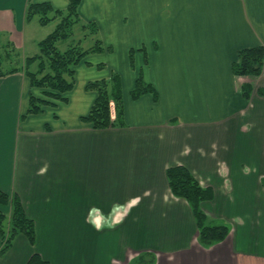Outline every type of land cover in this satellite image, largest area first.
<instances>
[{
	"label": "crops",
	"instance_id": "0c3cea01",
	"mask_svg": "<svg viewBox=\"0 0 264 264\" xmlns=\"http://www.w3.org/2000/svg\"><path fill=\"white\" fill-rule=\"evenodd\" d=\"M30 3L69 6L0 0V33L21 54L38 53L51 34L41 35L48 26L37 19L26 22ZM79 14L157 101L124 96L125 127L98 131L82 122L97 99L87 85L114 74L79 80V70H94L88 55L75 67L67 102L44 108L48 120L26 116L29 95L42 92L23 73L0 78V120L12 114L16 124L10 151H0V190L19 197L36 226L35 245L18 236L0 264H27L35 253L51 264H132L145 253L156 264H264V233L256 234L264 204V154L257 151L264 72L233 73L240 51L264 47V0H82ZM178 166L213 189L214 201L203 205L209 219L233 224L211 249L198 243L188 203L170 191L166 173Z\"/></svg>",
	"mask_w": 264,
	"mask_h": 264
},
{
	"label": "trees",
	"instance_id": "16d2710c",
	"mask_svg": "<svg viewBox=\"0 0 264 264\" xmlns=\"http://www.w3.org/2000/svg\"><path fill=\"white\" fill-rule=\"evenodd\" d=\"M65 11L56 10L50 3H30L26 9V22L37 19L45 27L57 22L54 31L39 42V54L22 59V54L14 44L0 33V78L23 73L34 89L41 90L42 95H29V107L26 116L39 115L44 108L56 101L67 102L64 97L75 85V67L90 53H102L106 48L101 40L96 39L95 46L83 51L80 46H71L64 51L57 47L61 41L69 40L73 29L81 25L86 36L98 35L95 23H84L79 14L82 0H68ZM89 32V33H88ZM133 53V51H132ZM131 64L133 57L131 55ZM264 72V47L245 49L239 52L233 73L236 77H260ZM88 91H94L97 99L90 113L82 117V122L90 124L98 131L120 129L125 127L123 93L121 79L113 75L109 80L91 82ZM252 89L247 87L244 96L250 99ZM151 94L157 101L154 88L146 84L139 75L131 96L138 100ZM112 107L114 109L112 110ZM25 117V116H24ZM167 180L170 191L175 198L188 203L198 229V243L204 249H211L224 242L232 229L226 223L212 222L203 209V205L214 201V191L204 188L192 173L183 166L168 169ZM18 236H24L34 246L36 227L25 212L19 197L10 196L0 190V237L2 241L0 254L6 253ZM27 264H51L35 253ZM132 264H156L152 254H140Z\"/></svg>",
	"mask_w": 264,
	"mask_h": 264
},
{
	"label": "rangeland",
	"instance_id": "374dc122",
	"mask_svg": "<svg viewBox=\"0 0 264 264\" xmlns=\"http://www.w3.org/2000/svg\"><path fill=\"white\" fill-rule=\"evenodd\" d=\"M97 19L99 21V18H97ZM56 25H57V22H53V23L49 24L46 29H42L41 35L46 36V33H52L54 31ZM103 25H104V23H102V26ZM96 39L101 40L100 31L98 32V35H96V36H90V35L86 36V33L83 31L82 26L77 25L73 29L72 37L67 41L59 42L57 47L60 51H64V50L68 49V47H71V46H80L83 51H88L95 46ZM38 53L37 52L32 53L31 50L28 48V49L24 50V52L22 51V56L34 57ZM88 56H89L88 62L93 63L92 65L94 67V70H89V69H86L84 71L79 70V72H78L79 73V75H78L79 80L82 78L83 79H88V78L99 79V78L107 75L108 71L109 72L111 71V72H113L112 74L118 75L119 77H121V80L123 81V84H122L123 97L125 96V98H128V96H130L132 98L131 93L135 89V83H136V80L138 79L139 76L134 73L133 78H132V74L129 71L125 70L124 66L128 65V62L126 59L122 58L121 54L114 56V53L110 52V50H105L102 53H90V54H88ZM135 65L138 68V64H137L136 59H135ZM87 70H89V71H87ZM109 79H107V80H109ZM99 81H101V80H99ZM113 109H114V107H112V110ZM41 116L44 118V120H48L49 118H52L50 116V113H45L44 115L41 114ZM50 122H52V121L50 120ZM22 124L23 125L25 124V118H24V122ZM15 125H16L15 124V118L12 114L10 117L3 119V120H0V137L2 139V143L0 144V151H3L4 153H7L10 151V148H11L10 140L12 141V136L15 132ZM262 140H264V139H262ZM257 141H259V138ZM258 145H259V142H257V147H258ZM261 146H262L261 148L260 147L257 148V151H260L261 153L264 154V141L261 142ZM263 186H264V181H263ZM257 213H258V215H256V216L262 215L263 217H262V222L260 224H258V227H257L258 230H257L256 234L262 235L264 233V204L257 207ZM227 225L230 226L231 228L233 227V224L230 222H227ZM259 227H261V229ZM241 232H243V231H241ZM118 233L120 234V232H118Z\"/></svg>",
	"mask_w": 264,
	"mask_h": 264
},
{
	"label": "flooded vegetation",
	"instance_id": "af4514ba",
	"mask_svg": "<svg viewBox=\"0 0 264 264\" xmlns=\"http://www.w3.org/2000/svg\"><path fill=\"white\" fill-rule=\"evenodd\" d=\"M231 234V233H230ZM229 237V236H228ZM223 243V242H222ZM221 244V243H220ZM219 245V244H218ZM217 246V245H216Z\"/></svg>",
	"mask_w": 264,
	"mask_h": 264
}]
</instances>
